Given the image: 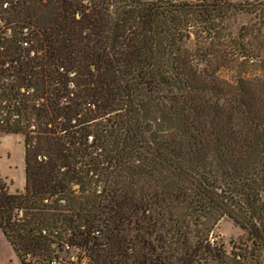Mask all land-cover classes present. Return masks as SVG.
<instances>
[{
    "label": "trees",
    "instance_id": "1",
    "mask_svg": "<svg viewBox=\"0 0 264 264\" xmlns=\"http://www.w3.org/2000/svg\"><path fill=\"white\" fill-rule=\"evenodd\" d=\"M0 133L24 138L20 264H264V6L0 0Z\"/></svg>",
    "mask_w": 264,
    "mask_h": 264
},
{
    "label": "rangeland",
    "instance_id": "2",
    "mask_svg": "<svg viewBox=\"0 0 264 264\" xmlns=\"http://www.w3.org/2000/svg\"><path fill=\"white\" fill-rule=\"evenodd\" d=\"M198 1V0H191ZM233 3L251 4L253 8L264 6V0H227ZM255 16L240 13L227 20L230 31L233 35H237L239 29L243 25H250L254 23ZM0 155L9 153V166L2 165L0 168V176L11 183L10 190L15 191L16 185L22 184L23 181V167L22 154L24 147V138L22 134L6 135L0 133ZM6 162V160H4ZM15 168V169H14ZM214 235L221 240L227 251L231 249V241L244 237V232L236 226L230 219L223 218L214 230ZM67 258L68 255L63 254ZM0 264H20L14 251L9 243L4 238L0 231Z\"/></svg>",
    "mask_w": 264,
    "mask_h": 264
},
{
    "label": "crops",
    "instance_id": "3",
    "mask_svg": "<svg viewBox=\"0 0 264 264\" xmlns=\"http://www.w3.org/2000/svg\"><path fill=\"white\" fill-rule=\"evenodd\" d=\"M9 156H10L9 153H6L5 155L2 153V155H0V168L2 167V165L9 166ZM4 160H6V162ZM22 167H23V181H22V184L16 185L15 191H22L24 188V147H23V154H22Z\"/></svg>",
    "mask_w": 264,
    "mask_h": 264
},
{
    "label": "built area",
    "instance_id": "4",
    "mask_svg": "<svg viewBox=\"0 0 264 264\" xmlns=\"http://www.w3.org/2000/svg\"><path fill=\"white\" fill-rule=\"evenodd\" d=\"M18 119V115L17 114H15V115H13L12 116V118H11V122H14V121H16ZM2 122V121H1ZM51 264H56V262L55 261H53Z\"/></svg>",
    "mask_w": 264,
    "mask_h": 264
}]
</instances>
